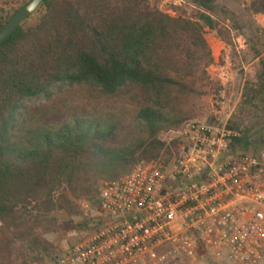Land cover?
<instances>
[{"label":"trees","instance_id":"obj_1","mask_svg":"<svg viewBox=\"0 0 264 264\" xmlns=\"http://www.w3.org/2000/svg\"><path fill=\"white\" fill-rule=\"evenodd\" d=\"M10 1L0 0V31L30 0L5 8ZM191 3L196 20L151 0H44L0 44V264L58 263L64 252L46 236L68 228L83 237L100 224L91 214L100 180L171 154L160 135L186 119L173 104L196 92L187 70H171L186 68L203 27L244 29L219 0ZM246 9L264 14V0ZM261 69L255 100H264L262 60ZM230 127L240 132L230 154L264 150Z\"/></svg>","mask_w":264,"mask_h":264},{"label":"built area","instance_id":"obj_2","mask_svg":"<svg viewBox=\"0 0 264 264\" xmlns=\"http://www.w3.org/2000/svg\"><path fill=\"white\" fill-rule=\"evenodd\" d=\"M210 69L223 74L224 65ZM239 136L225 122L198 119L161 134L171 154L100 180L102 225L44 264H189L201 251L264 264V150L230 154Z\"/></svg>","mask_w":264,"mask_h":264},{"label":"rangeland","instance_id":"obj_3","mask_svg":"<svg viewBox=\"0 0 264 264\" xmlns=\"http://www.w3.org/2000/svg\"><path fill=\"white\" fill-rule=\"evenodd\" d=\"M18 1L20 0H11L10 5L5 8L16 6ZM151 2L164 13L183 15L191 20L197 19L198 9L191 0H151ZM219 2L236 14L244 29L239 31L229 22V26L222 34L221 27L217 30L207 26L201 29L199 34L203 43L192 45V58L185 65L186 68L180 66L178 71L171 70V75L174 76L183 75L185 74L183 71L187 70L189 74L187 80L193 82L196 90L195 93L185 95L173 104L174 113L178 117H186L184 121L189 119L219 121L236 126L243 132L250 131L260 140L261 149H264V100H255L249 95L257 87L258 76L262 70L261 60L264 62V14L249 13L246 9L249 0H219ZM36 19L37 17L34 16L30 22ZM253 47L260 51L259 57L255 55ZM216 60L224 65L223 74L217 72V75H213L210 67ZM219 76L223 78L220 79ZM170 130L161 134H166ZM81 206L86 210L88 208L86 202H82ZM91 214L101 218L100 211L96 208ZM101 225L102 220L91 233L83 237L78 233L69 232L68 228L60 233L48 234L46 237L65 252L90 237ZM189 264L232 263L226 258L216 259L207 252L201 251L197 261Z\"/></svg>","mask_w":264,"mask_h":264},{"label":"water","instance_id":"obj_4","mask_svg":"<svg viewBox=\"0 0 264 264\" xmlns=\"http://www.w3.org/2000/svg\"><path fill=\"white\" fill-rule=\"evenodd\" d=\"M44 0H30L23 5L0 31V44L28 17H30Z\"/></svg>","mask_w":264,"mask_h":264}]
</instances>
